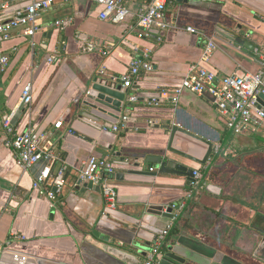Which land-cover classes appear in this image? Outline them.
Masks as SVG:
<instances>
[{"label": "crops", "instance_id": "crops-1", "mask_svg": "<svg viewBox=\"0 0 264 264\" xmlns=\"http://www.w3.org/2000/svg\"><path fill=\"white\" fill-rule=\"evenodd\" d=\"M54 1L39 16L40 30L33 38L16 30L0 44V53L10 59L0 72V242H12L4 264H23L12 253L27 256L24 264H143L145 253L170 225L168 244L185 246L181 254L193 255L198 264H264L254 257L264 231V132L233 135L208 95L185 92L177 104L169 101L194 65L219 76L259 70L264 0H173L166 13L170 28L155 25L142 38L137 15L148 0H124L131 15L122 24L101 20V7L86 0ZM5 4L24 8L30 0H0L1 20L11 16L2 11ZM69 18L73 23L64 29L55 26ZM188 27L196 33L187 32ZM210 41L216 49L206 61ZM133 61L153 67L141 70L132 87L122 90L137 102L120 112L99 106L105 112L90 109L91 116H81L78 104L96 83L107 79L122 85ZM28 84L33 101L26 106L22 93ZM154 98H161L160 106L151 104ZM11 114L15 133L29 128L49 133L47 147L58 158L55 169L66 168L61 189L54 177L48 181L57 191L54 200L33 191L46 162L23 170L7 147L3 122ZM122 116L129 117L125 126ZM60 121L63 127L55 129ZM168 121L213 144L205 165L167 150ZM203 141L178 132L173 147L203 159L208 151ZM162 152L200 170V187L146 161ZM92 156L115 166V209L107 208L101 189L80 184L78 169ZM169 207L173 218L163 215Z\"/></svg>", "mask_w": 264, "mask_h": 264}, {"label": "built area", "instance_id": "built-area-1", "mask_svg": "<svg viewBox=\"0 0 264 264\" xmlns=\"http://www.w3.org/2000/svg\"><path fill=\"white\" fill-rule=\"evenodd\" d=\"M69 2L71 0H65ZM101 7L102 11L99 17L103 21L114 24H122L127 21L131 15L130 9L124 0H86ZM54 0H30V4L24 8H12L5 4L2 11L10 13L7 20L0 19V44L11 39L12 33L16 30H22L26 37L33 38L40 30L37 25L39 16L49 10ZM173 0H148L147 7L141 10L137 15V24L141 33L139 36L147 37L155 25L165 30L170 26L166 22V13ZM73 23V19H64L56 22V27L64 29ZM187 32L196 33L192 27H188ZM31 45L35 44L31 41ZM216 44L213 41L207 43L204 51L203 60L208 61ZM103 55H108L103 52ZM10 63L7 55L0 53V72H4ZM259 70L256 73H245L243 75L219 76L204 67L192 66L180 86L172 92L169 101L174 104L179 102L180 97L185 92L197 94L199 96L208 95L212 99V104L220 115V118L226 126V130L233 135H241L245 131H263L264 132V109L259 105L258 98L264 94V52L258 58ZM141 70L151 72L153 67L150 63L133 61L130 71L122 77V86L125 89L131 88L134 79L139 76ZM167 97V94L163 95ZM33 101L32 85L28 84L22 93V102L24 105H31ZM128 102H137L136 96L128 97ZM151 104L160 106L161 98L152 99ZM129 121L128 116H122L121 125L125 126ZM13 115H9L3 122V129L10 137L7 141V147L11 148L17 159L18 165L23 170H29L41 162H46L40 174L36 176L33 182V191L38 193L39 197L54 200L57 191L48 186V181L54 177L58 189H61L58 182L62 181L65 176L66 168L55 169L57 157L53 151L47 147L49 144V133H36L31 128L22 133H15L13 128ZM151 124L153 122H150ZM154 125V123H153ZM152 125V126H153ZM63 122L55 124V129H61ZM115 132L119 131V125L112 127ZM69 133L73 131L69 130ZM12 137V139H11ZM218 150V149H216ZM55 170V173L53 171ZM152 171L154 169H151ZM79 179L86 184L92 183L98 186L103 194L108 209H115L118 204L117 192L112 185V179L115 176V166L112 161L96 156L90 157L80 169H78ZM202 174L200 170L194 171V177L191 187L199 188ZM172 230V225L168 226L152 244L146 254L143 264H161L158 258V252L163 242L168 238ZM13 239L18 242L26 240L23 236H14ZM11 240L6 243L0 242V264H4L3 258L6 255ZM11 258L15 261L25 263L27 256L12 253Z\"/></svg>", "mask_w": 264, "mask_h": 264}, {"label": "water", "instance_id": "water-1", "mask_svg": "<svg viewBox=\"0 0 264 264\" xmlns=\"http://www.w3.org/2000/svg\"><path fill=\"white\" fill-rule=\"evenodd\" d=\"M122 90H123V86L121 84L118 85L114 80H107V79L100 80L98 83H96V85L93 88V91L95 93L91 91L88 92L87 100L78 104V108L82 111L81 116H86V117L91 116L87 113L90 109L93 111H98L100 113L105 112L99 106L107 107L115 112H120L121 107L128 103V97H129V95L127 96L126 92H122ZM91 101H94V103H92ZM258 103L264 109V94L259 96ZM165 129L167 131L169 130L171 131L168 148H167L168 151L177 154L179 156L185 157L202 166L208 162L210 156L213 154L214 151L213 144L203 141L202 139L189 134L187 131L180 129L177 126L172 127L171 121H168ZM178 132L190 135L196 138L197 140H201L205 142L208 145V151L203 157V159H198L194 156L179 151L173 147L175 136ZM146 161L148 163L155 164L158 168H160V171L162 173L184 175L185 177L188 178V184H191L193 180L194 177L193 169L185 167L179 164L178 162H175L174 160L170 159L168 156L166 157L163 152L161 153V155H154L147 157ZM81 183L82 181H80V184ZM85 187L92 190L94 189L96 191H100V188L98 186H94L92 183L86 184ZM163 215L165 217L173 218L174 217L173 208L169 207ZM259 233L263 235V237L261 238L260 245L257 248L254 257L264 262V231L262 232L260 231ZM184 247L185 246L181 245V247L179 246L177 248L174 245L168 244V238H167L163 242L158 252V258L161 264H198L197 260L193 255L183 256V254H181V248ZM146 254L147 252L145 253V255Z\"/></svg>", "mask_w": 264, "mask_h": 264}]
</instances>
